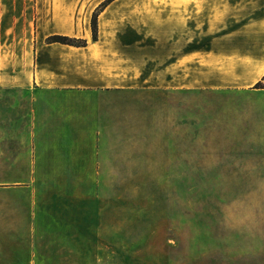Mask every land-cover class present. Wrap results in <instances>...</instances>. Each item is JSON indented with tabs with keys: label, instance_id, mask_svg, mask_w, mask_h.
I'll list each match as a JSON object with an SVG mask.
<instances>
[{
	"label": "crops",
	"instance_id": "obj_1",
	"mask_svg": "<svg viewBox=\"0 0 264 264\" xmlns=\"http://www.w3.org/2000/svg\"><path fill=\"white\" fill-rule=\"evenodd\" d=\"M190 171L242 187L158 246L126 180ZM0 264H264V0H0Z\"/></svg>",
	"mask_w": 264,
	"mask_h": 264
},
{
	"label": "rangeland",
	"instance_id": "obj_2",
	"mask_svg": "<svg viewBox=\"0 0 264 264\" xmlns=\"http://www.w3.org/2000/svg\"><path fill=\"white\" fill-rule=\"evenodd\" d=\"M197 126H190V130H195ZM198 147L191 146L190 143V152L189 157L190 161L196 160L198 155ZM199 154V153H198ZM205 160L207 156L204 155ZM213 164L205 163L197 164L196 162L190 163V170L200 169H212ZM243 180H234V179H213V178H198L196 172L190 171V177L182 180H166V179H156V180H126L130 182L131 188L126 189V198L129 195H132L130 201L134 204H139L144 202V194L150 195V202L157 203L156 211V235L159 246V236L164 233L163 220L164 219V206H165V197L166 190L172 188L173 191V202L174 209L178 208V213L180 212V202H186L187 211L185 217L190 221H196L197 218L211 217V207L216 203V206L221 208L220 214L222 217L225 214H228V203L230 194H236L241 185H237ZM144 183V184H143ZM182 183V184H180ZM167 184V185H166ZM184 192L183 199L179 197L180 189ZM167 186V188H166ZM145 188V189H144ZM179 204V206H177ZM208 211V212H206ZM176 211L174 210V213ZM209 213V215H207ZM186 228L188 230L189 223L186 222ZM196 222H193L190 225L191 230H195ZM153 230L152 228H150ZM175 229V228H174ZM179 229L175 232L174 235L179 233ZM159 251V250H158Z\"/></svg>",
	"mask_w": 264,
	"mask_h": 264
},
{
	"label": "trees",
	"instance_id": "obj_3",
	"mask_svg": "<svg viewBox=\"0 0 264 264\" xmlns=\"http://www.w3.org/2000/svg\"><path fill=\"white\" fill-rule=\"evenodd\" d=\"M98 10H96L93 13L92 20H91V26H92V37H96V17H97ZM48 40L50 41H56L60 43H66V44H76V45H82L85 44V40L79 39L76 37H71L67 35H59V34H54L48 37ZM261 83L258 82L255 84V86H259Z\"/></svg>",
	"mask_w": 264,
	"mask_h": 264
}]
</instances>
